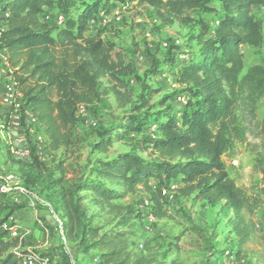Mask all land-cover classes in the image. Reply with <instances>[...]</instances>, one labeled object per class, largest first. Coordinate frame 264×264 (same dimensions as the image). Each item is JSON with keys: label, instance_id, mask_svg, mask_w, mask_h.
Segmentation results:
<instances>
[{"label": "trees", "instance_id": "trees-1", "mask_svg": "<svg viewBox=\"0 0 264 264\" xmlns=\"http://www.w3.org/2000/svg\"><path fill=\"white\" fill-rule=\"evenodd\" d=\"M123 1L146 4L161 22L173 23L209 0H0L4 26L0 52L7 58L14 91L21 97L19 113L22 116L26 111L35 121L49 151L76 148L73 128L81 108L98 104L109 94L120 108L133 105L124 82L133 75V68L123 63L111 43L85 36L88 25L100 14L103 18L113 14ZM221 1L223 19L209 36L206 31L201 34L200 39H206L198 54L177 66L176 82L187 90V97L180 106L173 104L178 108L175 115L154 123L130 115L114 134L102 132L92 147L106 154L113 143L144 134L153 159L121 153L98 161L92 180L64 187L62 173L51 182L58 189L65 239L78 243L85 253L98 251L96 264H149L145 256L133 257L130 251L134 208L115 204L138 187L148 196L150 216L155 220L166 217L164 204L170 189L175 195L171 199L193 197L221 204L231 214L228 223L237 244L234 254L241 260V249L253 233L243 215L248 196L229 178L222 157L244 136L236 109L254 118L256 104L264 97V68L252 67L242 75L240 52L246 44L261 42V27L250 11L264 8V0ZM77 4L82 8L74 19L69 15ZM53 10L63 14L61 26L46 20L49 17L55 24ZM140 100L141 105L133 108L135 114L146 105L142 96ZM260 133L264 145V115ZM37 161L32 160L35 170ZM81 193L87 196H77ZM87 198L112 216L113 228L102 232L83 217L82 202ZM10 206L11 197L0 192V209ZM10 217L0 218V264H20L26 255L17 250L21 241L10 236ZM259 240L264 247V232ZM38 253L49 262L56 257L51 250ZM60 259L67 263L66 256Z\"/></svg>", "mask_w": 264, "mask_h": 264}, {"label": "rangeland", "instance_id": "rangeland-1", "mask_svg": "<svg viewBox=\"0 0 264 264\" xmlns=\"http://www.w3.org/2000/svg\"><path fill=\"white\" fill-rule=\"evenodd\" d=\"M81 8L80 4L75 5L69 16L75 19V14ZM52 12L55 17L63 16L57 10ZM224 14L221 0H209L200 8L187 13L182 21L173 23L161 22L152 8L139 2H119L110 16L103 18L100 14L97 20L88 25L85 36H97L111 43L123 63L133 68V75L124 79L127 90L132 94L133 105L120 108L114 96L109 94L100 103L81 108L73 128L76 148L67 152L49 151L43 143L37 155L33 151V144L41 133L33 124L30 128L32 137L27 139L31 146L30 157L32 160L41 159L43 164L40 166L37 161L40 174L36 177L38 170L33 173L36 167L31 162L21 164L12 157L6 131L8 126L18 130L21 124L19 120L13 119L17 114L15 105L5 104L0 99V187L11 188L5 194L14 199L20 194L17 188H24L35 208L53 212L60 218L56 205L58 189L51 182L62 173L65 175L63 186L68 187L79 181L92 180V171L98 161L111 160L121 153L131 152L143 159H153L144 134L131 135L130 140L113 143L106 154L98 153L92 147L102 132L114 134L113 130L119 129L130 115L147 118L146 123L157 122L170 114L175 115L178 108L173 104L180 106L187 97V90L176 82L177 66L189 56L198 54L206 39L201 40V34L206 31L209 36ZM250 15L261 27V42L241 47L242 75L252 67L264 68V8L252 9ZM46 20L54 27L57 26L51 18ZM3 28V20L0 18V32ZM7 78L9 74L0 57V87L6 84ZM103 85L107 87L105 80ZM141 96L146 105L135 114L133 108L141 105ZM236 115L243 127L244 136L234 142L232 149L222 157V163L229 178L248 196L243 215L252 224L253 233L241 249V260L238 261L234 254L237 244L228 223L231 214L224 211L221 204L196 201L193 197L171 199L175 195L170 189L164 204L166 217L155 220L150 216V207L145 204L148 196L140 187L125 199L115 202L120 206L131 205L135 211L133 227L129 231L132 235L128 238L133 257L145 256L149 264H264V247L259 240L264 232V145L260 133L264 97L256 104L254 118H250L240 108L236 109ZM9 176L12 177L10 183L6 180ZM77 196L87 195L81 193ZM18 204L23 205L20 207ZM82 207L83 217L92 227H100L102 232L114 227L116 222L112 216L105 209L95 206L90 198L82 202ZM19 208H24L26 218L23 220L30 224L27 227H37L39 233H44L37 222L32 224V208L24 203L16 204L11 200L10 207L0 209V218L12 215ZM42 227L46 228L44 224ZM18 232V237L23 236L22 245H30L32 242L27 252L39 255L38 252L44 248L45 237L38 239L23 235L22 231ZM47 234L49 238L46 247L56 251L58 256L49 258L51 264L97 263L98 251L83 252L78 243H70L65 239L62 227L56 232L48 231ZM63 255L67 257V263L60 259Z\"/></svg>", "mask_w": 264, "mask_h": 264}, {"label": "crops", "instance_id": "crops-1", "mask_svg": "<svg viewBox=\"0 0 264 264\" xmlns=\"http://www.w3.org/2000/svg\"><path fill=\"white\" fill-rule=\"evenodd\" d=\"M0 57L1 59H3V63H4V57L5 54L3 52L0 53ZM9 79H6V83H8ZM5 93V88L0 87V95H3ZM13 119H18L20 121L21 124V128L16 130L11 128V126H8V130L6 131L7 134V139H8V146L10 149L11 154L13 155V159L17 160L18 162H20L21 164H29L30 162L32 163V159L30 157V144L28 142V137H32V134H30V128L33 125V123L31 122V116L25 111L23 113L22 116H20V113L16 114L15 116H13ZM15 124V122H14ZM37 128L40 130L41 133V129L37 126ZM29 131V133L27 134V132ZM33 144V143H32ZM33 148L35 150V153L38 155L39 152L37 151L36 148V144H33ZM40 166H43L42 164V160L38 159ZM35 172H37V170L33 171V173L35 174ZM36 177H39V174L36 173ZM10 183V182H8ZM11 191V188H4L1 189L0 187V192L5 194L6 192ZM19 194V192H18ZM145 194V193H144ZM6 195V194H5ZM31 195V194H30ZM6 196H10V195H6ZM31 197L35 198L34 195H32ZM14 202H18V203H24V205H28L30 208H32V213L34 215V219L32 224L35 225V222L38 223V225L41 226V228L44 230V233H39L37 231V227L35 228H28L27 225H30L28 223H26L23 219L26 218V216L24 215V208H19L18 210H16L11 217L9 218L10 222V236L11 238H16L18 237L17 234L19 233L18 231H22L23 235H31L34 238H41V237H45L46 241L44 242V247L40 252L46 251V250H51L53 252L52 249H47L46 245H48V231H57L58 228H60L62 226V222H63V217H62V213L61 210L59 209V205L57 204L56 201V205H57V209L58 212L60 214V218L58 217L57 214L54 215L53 212L50 211H42V210H38L37 208H35L34 203L31 199H28V195H21L19 194L17 197H15L14 199H11ZM23 204H18V206L22 207ZM52 213V214H51ZM39 218V219H38ZM8 220V221H9ZM28 220V219H27ZM45 225L46 228H43L42 225ZM8 225V224H7ZM13 232H15V235H13ZM23 236L18 237L19 241H21ZM32 241V240H31ZM35 240L33 239V242ZM32 245V242L31 244ZM29 244H25V245H19L17 250H21V251H29L31 249V246ZM36 248H38L36 246ZM56 254V251L54 252ZM56 257L57 254H56ZM22 264V262L20 263ZM49 264H51V260L49 262Z\"/></svg>", "mask_w": 264, "mask_h": 264}, {"label": "built area", "instance_id": "built-area-1", "mask_svg": "<svg viewBox=\"0 0 264 264\" xmlns=\"http://www.w3.org/2000/svg\"><path fill=\"white\" fill-rule=\"evenodd\" d=\"M118 20V19H117ZM55 24L57 26H61L63 24V17L62 16H56L55 17ZM4 65L8 71V68H7V58L4 57ZM4 88H5V93L3 95H0V99H2V102L5 103V104H14L16 107V112L15 113H19L20 112V106H21V97L18 93H16L14 91V87H13V83L12 81L10 80L9 78V81L8 83H6L4 85ZM20 103V104H17ZM18 120V119H17ZM31 122L33 124H35V121L31 118ZM45 144V139L43 138L42 135L36 137V141H35V144H36V148L37 150H41V145L42 144ZM7 181H11L12 180V177H7L6 178ZM15 186H17V184L15 183L14 184ZM17 190L19 191V193L21 195H27V190L24 189V188H17ZM145 204L149 207L150 206V202H149V199H146L145 200ZM13 235H15V232H13ZM22 264H49V260L48 258H41L38 254H35V253H31V252H27L26 255L22 258Z\"/></svg>", "mask_w": 264, "mask_h": 264}]
</instances>
